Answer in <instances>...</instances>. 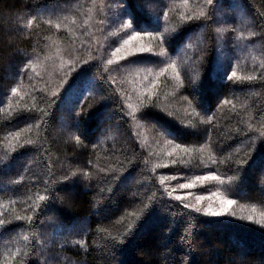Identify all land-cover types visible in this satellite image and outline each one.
I'll return each mask as SVG.
<instances>
[{
  "label": "trees",
  "instance_id": "1",
  "mask_svg": "<svg viewBox=\"0 0 264 264\" xmlns=\"http://www.w3.org/2000/svg\"><path fill=\"white\" fill-rule=\"evenodd\" d=\"M183 1L0 0V31L7 19V26L17 21L19 33L13 43L5 37L14 32L0 36V220L5 222L0 264H264V0ZM116 2L118 17L129 20L136 32L159 38L165 57L173 61L187 113L186 104L172 96L160 100L176 90L168 81L154 98L144 95L148 101L142 108L127 107L104 71V48L100 60L92 53L88 57L79 38L65 57L71 62L61 88L52 85L46 69L44 77L43 71L31 72L28 59L33 63L48 43H69L66 31L57 33L44 23V10L66 16L68 25L74 21L69 4L81 6L79 35L88 40L85 34L104 26L94 28L89 14L105 17ZM216 19L230 25L226 34L215 30ZM194 37L200 47L192 49ZM236 38L239 48L230 47ZM228 45L233 52L239 49V60L248 54L253 61L235 76ZM79 56L82 65L75 64ZM154 56L133 59L155 62ZM7 60L11 69L4 67ZM66 99L70 106L59 114ZM104 114L107 120L100 122ZM133 115L145 121L146 130L179 145L175 162L155 167L152 147L139 140ZM57 116L71 127L61 146L51 139ZM201 130L204 145L198 139ZM191 166L222 180L234 202L231 214L208 216L184 208L185 203L208 208L194 197V192L208 194L207 183L201 191L179 187L183 175L193 174ZM126 179L131 182L123 191L119 184ZM68 187L77 190L66 199ZM180 189L194 200H175Z\"/></svg>",
  "mask_w": 264,
  "mask_h": 264
},
{
  "label": "rangeland",
  "instance_id": "2",
  "mask_svg": "<svg viewBox=\"0 0 264 264\" xmlns=\"http://www.w3.org/2000/svg\"><path fill=\"white\" fill-rule=\"evenodd\" d=\"M185 3H182L184 5H188L190 3L196 2L195 0H185L183 1ZM94 3V2H93ZM72 5V6H71ZM92 5L90 8H92ZM197 6V5H196ZM205 6V3L203 4ZM120 4L115 3L114 9H110L109 13H106L107 16L105 17H100V15L94 13V14H89L90 20L93 21L92 26L94 25V28L98 25V23H104V26L98 27L95 31H92L90 33V36L88 34H85L84 36L88 38V40L82 39V37L79 35L81 26H79V21H80V11H81V6L80 9L76 8L73 4H69V8L71 11H73L74 15L72 16L74 18L73 22H69L67 25L66 23L69 21L66 16L59 17V12L57 11H52L51 10H44L41 14L43 18L39 16L40 19L45 20L44 23L47 26L51 25L52 29H54L57 33L59 31H66V33L69 36V43L68 40L65 41H59V42H54V43H48L46 47L44 48V52L40 55L35 54L33 56V63L31 62V59H28L29 64L32 66L31 67V72L33 73H39L41 71L42 77L45 76V69L47 70L48 78L49 80L54 81V85L57 89L61 88V86L65 83L67 80V77L69 75L67 66L71 62L70 58H65L68 56V54L71 56L72 55V47L73 46V41L75 39H80L83 43V46L87 49L88 53H86V56L89 57V55L92 53L94 55H98L97 58L100 60V49H103L104 57L101 58V61L103 62V67L104 71H107V78H109L111 81V84L113 85L114 89L117 91L118 96L123 98V102L131 107H134L135 109H140L142 108V104H146L148 99L143 98L144 95L145 97H155L157 95V88H160L162 90L164 83L166 81L172 82V84L175 86V89H172L171 93H167L166 96H162L160 99L161 101H168L170 98L168 96H172L171 99L174 98V100H178L181 103H185V112L187 113L189 109V106H187V102L183 101V98L181 96H178V92L180 91L179 83L180 81L175 80V74L172 70H175L173 65V61L167 59L165 57L166 53L164 52L163 55H160V51L162 49L161 46H159L160 40L159 38L155 35H149V34H144L140 32H136L131 26L130 23L128 22L129 20L123 19L121 17H118L120 15L119 8ZM191 5L188 7L190 8ZM187 6H185V9L183 8L179 11H182L181 15L183 14V11H185ZM83 9V7H82ZM90 11V9H89ZM106 11V10H105ZM234 11H237L239 13L238 8H235ZM97 12V11H96ZM87 15L88 13L85 12ZM85 14V15H86ZM40 15V14H38ZM78 17V18H77ZM68 20L67 22L65 20ZM244 19V18H243ZM245 25H248V22L243 20ZM9 20L4 19L3 25L1 27L0 31V36L5 37L8 32H14L12 36H7L8 38L5 37V39H8L10 43H13L17 40V37H19V33L15 31V28L18 27L17 21L15 24L11 26H7ZM219 22V23H218ZM225 20L221 19H216V28L215 30L220 31V33L226 34L230 28L229 24H225ZM78 23V24H77ZM70 24L72 26H70ZM77 25V26H76ZM80 28V30H79ZM12 34V33H11ZM71 34H74L72 36ZM101 39V42L98 43V52H93V48L95 44L97 43L98 39L97 37ZM134 37V38H133ZM194 40H197L195 37L191 41V47L192 49L194 48H199L200 45H196ZM127 41V43H125ZM237 42V44L235 43ZM234 40L229 41L230 47H236L238 45V38ZM193 42V43H192ZM227 43V42H226ZM224 43V44H226ZM86 44V45H85ZM190 44L186 43L185 47H188ZM229 45L225 48V53H233L230 58L229 56L227 59L234 60L236 64L232 65L231 71L235 72L236 70L244 69V68H249L251 64H253V61L249 63L250 60V55H244L240 58H244L242 60H239L236 58V55H239V49H235L234 52L229 48ZM240 45H238L239 48ZM140 47H145L148 48L150 47L152 51L145 52V53H137L135 50L140 48ZM190 49V47H189ZM231 50V51H229ZM236 51V53H235ZM221 52H219L218 55H220ZM139 55H155L156 61L151 62L152 60H155L153 56L149 59L150 62L147 61H139L137 62L136 60L133 59V57L139 56ZM159 56L160 58H158ZM51 57V58H49ZM55 57V58H54ZM74 57V56H73ZM239 57V56H238ZM249 57L248 59H246ZM48 58V59H45ZM54 58V59H52ZM52 59V60H51ZM75 59V64L77 65H82V59L79 56L80 61L77 62V57ZM133 59V60H132ZM111 61V63H109ZM158 61V62H157ZM54 64L53 66V63ZM147 62V63H146ZM239 62L241 64H239ZM17 62H14L16 64ZM187 63V62H185ZM5 69L12 67V63L9 62V60L3 62ZM52 64V66L50 65ZM249 66V67H248ZM167 69H166V68ZM186 68H189L186 66ZM10 69L6 70V72H9ZM236 73V72H235ZM47 76V75H46ZM174 76V77H173ZM41 77V78H42ZM108 79V80H109ZM153 86V89H150ZM182 86V85H181ZM162 87V88H161ZM146 90V91H145ZM169 98V99H168ZM65 104L61 106L59 110V114H62L64 112V108L70 106V100L67 101V99L64 101ZM63 108V110H62ZM161 112L166 113V109L164 106H160L158 108ZM172 117V116H171ZM103 120H107V116L104 114L100 117V122ZM133 121L134 124L137 128V134L139 137V140H142L144 143L149 144L150 147H152V155L155 158V167L156 168H162L164 167L165 163L169 162H175L174 156H176L175 150H179L180 148L177 147V144H174L171 140H168L166 138H161V134L157 133L156 131H148L144 127L145 121L137 118L133 115ZM101 126L98 122L97 124V130L101 129ZM109 128V127H108ZM71 130L70 123L65 122L62 117L57 116V120L55 121L53 132L51 135V139L56 143L58 146H61L62 144L67 143V141L70 139L69 136V131ZM109 130V129H106ZM157 133V134H156ZM203 131L201 130L198 135L199 141L201 143H206L205 137L203 139ZM202 145V144H201ZM202 149V148H201ZM200 148H197V150H200ZM72 160V159H71ZM74 161V160H72ZM81 160L79 161L80 164ZM205 162V161H203ZM206 166V163H204ZM193 168L194 170H191L193 173L192 175L185 174L182 176L183 179V184H192L191 187L188 188H182V189H187V190H194V191H201L199 188L202 187L204 184L207 183L209 186L208 194L206 196H203L202 192H194V197L195 200L198 202H202L206 204V207H212L214 210L219 211L221 208L227 209L224 214H231L232 206L223 204L222 201L228 200V194L222 187V180L219 179H211L210 177L213 176V172L206 173V174H201L202 172H198L195 170L194 167H189ZM259 174H262V170L259 169ZM202 177L203 179L197 180L196 177ZM131 181L128 179L126 180H121L119 187L121 190L125 191L127 190V187L129 186ZM77 189L75 187H68L67 190H65V196H63L66 199H69L72 194L75 193ZM180 196L183 198H186L187 200H194L193 198L187 197L190 194H187L186 191L179 190ZM202 195V196H201ZM200 198V199H198ZM234 203V202H233ZM106 215V214H104ZM77 225V223H74Z\"/></svg>",
  "mask_w": 264,
  "mask_h": 264
},
{
  "label": "snow or ice",
  "instance_id": "3",
  "mask_svg": "<svg viewBox=\"0 0 264 264\" xmlns=\"http://www.w3.org/2000/svg\"><path fill=\"white\" fill-rule=\"evenodd\" d=\"M120 2L121 3H124L125 2V0H120ZM207 3L209 4V5H212L213 3H214V0H207ZM205 14H204V12L203 11H201L200 13H199V16L200 17H203ZM194 17H188L187 19H189V20H191V19H193ZM29 23H31V21H29ZM218 31H219V29H218ZM134 38V37H133ZM161 39L163 40L164 39V37H161ZM125 43H127V41H125ZM137 53H145V52H151L152 51V49L150 48V47H148V48H145V47H140V48H138V49H136L135 50ZM164 54V50H163V48L161 49V51H160V55H163ZM109 63H111V61H109ZM226 75H227V73H226ZM236 75V73L233 71L232 73H231V76H235ZM231 76H229V79H231ZM12 91L13 92H15L16 91V89H12ZM144 114V113H143ZM142 114V115H143ZM144 116V115H143ZM145 117V116H144ZM209 119H211V117H209ZM29 144H31L32 142L31 141H29L28 142ZM177 147H179V145H177ZM237 171H242V169H240L239 167L237 168ZM84 176L85 177H87V173H84ZM211 179H219V177L218 176H215V175H213L212 177H210ZM68 179V177H65V180H67ZM164 177H161V179H160V184L161 185H163L164 184ZM196 179L197 180H201V179H203L202 177H199V176H197L196 177ZM192 186V184H181V185H179V187L180 188H188V187H191ZM165 193H161V195L163 196ZM166 194H167V196L168 197H173V193L171 192V191H168V192H166ZM39 199L40 200H44L45 198L43 197V196H41V197H39ZM174 199L175 200H177V201H181L182 200V197L181 196H179V195H177V196H175L174 197ZM198 199H200V198H198ZM222 203L223 204H227V205H231V204H233V201L232 200H230V199H228V200H225V201H222ZM184 208L185 209H193L196 213H201V212H204L206 215H208V216H220V215H222L224 212H226L227 211V209H225V208H221L219 211H216V210H214L213 208H211V207H208L207 209H202V208H200V207H196L195 205H191V204H187V203H185L184 204ZM17 219H21L20 217H17ZM247 219L249 220V221H251L252 220V217L251 216H249V217H247ZM5 222L3 221V220H0V225H3ZM258 223H259V221H258Z\"/></svg>",
  "mask_w": 264,
  "mask_h": 264
}]
</instances>
